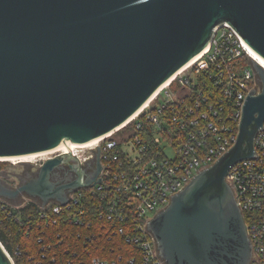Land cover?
Masks as SVG:
<instances>
[{"label":"water","instance_id":"water-1","mask_svg":"<svg viewBox=\"0 0 264 264\" xmlns=\"http://www.w3.org/2000/svg\"><path fill=\"white\" fill-rule=\"evenodd\" d=\"M224 23L264 60V0H0V158L69 149L17 187L0 178V198L66 204L71 192L100 181L99 153L88 169L70 145L124 124ZM252 64L258 85L235 143L147 224L164 264L252 262L248 225L227 180L236 163L256 157L264 128V65ZM0 264H14L1 241Z\"/></svg>","mask_w":264,"mask_h":264},{"label":"built area","instance_id":"built-area-1","mask_svg":"<svg viewBox=\"0 0 264 264\" xmlns=\"http://www.w3.org/2000/svg\"><path fill=\"white\" fill-rule=\"evenodd\" d=\"M252 52L231 25L216 27L210 44L129 120L90 142L70 145L72 154L83 166L89 162L96 165L99 153L100 181L71 192L66 204L50 201L41 206L36 201L40 217H51L55 223L56 216L66 213L77 228L90 229L86 236L79 231V238L99 241L111 239L113 233L135 245L140 258L130 256L128 264H164L147 224L169 204L172 194L183 189L195 174L217 161L235 143L245 99L258 85L252 58L258 59ZM61 146L64 147L41 152L42 155L26 162L41 166L48 158L69 152L66 145ZM255 148L256 157L236 163L227 180L248 217L254 254L251 264H264V128L256 136ZM7 161L13 165L20 163L18 159H0V163ZM87 197L103 204L92 212L105 218V223L85 220ZM31 200L17 205L0 198V209L5 207L3 203L19 208ZM16 250L21 253L19 246ZM74 255L78 253L75 251ZM90 264L117 261L94 256Z\"/></svg>","mask_w":264,"mask_h":264},{"label":"trees","instance_id":"trees-1","mask_svg":"<svg viewBox=\"0 0 264 264\" xmlns=\"http://www.w3.org/2000/svg\"><path fill=\"white\" fill-rule=\"evenodd\" d=\"M0 165L3 167L4 163ZM3 204L5 207L0 209V220H3L0 223V240L13 255L16 264H90L94 256L116 259L117 264H128L130 256L140 258L137 247L128 244L120 235L111 233V239L107 237L88 242L84 236L91 233L90 229L77 228L66 213L56 216L55 223L51 217L41 218L39 205L34 200L19 208ZM99 207L102 208L103 204L96 198L87 197L85 220L105 223V218L93 215V209ZM245 219L248 221L247 216ZM79 231L84 234L83 238L78 237ZM59 233L61 237H58ZM40 238L42 241H39ZM17 246L20 254H17ZM43 246L45 249H42ZM75 251L78 255H74ZM43 254L46 258H43Z\"/></svg>","mask_w":264,"mask_h":264},{"label":"flooded vegetation","instance_id":"flooded-vegetation-1","mask_svg":"<svg viewBox=\"0 0 264 264\" xmlns=\"http://www.w3.org/2000/svg\"><path fill=\"white\" fill-rule=\"evenodd\" d=\"M26 163H28V164H23L20 162L17 165H13V167H15V168L21 167V169H18L15 172H11V171L7 170V166L5 164H4L5 166H3V167H1V165H0V178H1V180L5 184H7L8 186L17 187V186L21 185L22 183L26 182L27 180H29L31 177L35 176V173L37 172V170L39 169L40 166L33 164V163H30V162H26ZM68 167L69 166L66 165L65 168H63L61 170H57V172L59 173L60 176H64ZM84 167H86L88 169L92 168L93 162L87 163L86 165H84ZM55 178L58 179L59 176H57ZM28 199H30V198L28 196H26L25 194H23L20 197H18L17 202L22 203Z\"/></svg>","mask_w":264,"mask_h":264},{"label":"bare ground","instance_id":"bare-ground-1","mask_svg":"<svg viewBox=\"0 0 264 264\" xmlns=\"http://www.w3.org/2000/svg\"><path fill=\"white\" fill-rule=\"evenodd\" d=\"M254 57L258 59V61L264 65V60L262 58H260L255 52H252ZM64 146H60L59 149L63 148ZM41 154H31V155H26V156H22V157H11V158H0V159H4V160H16L18 159L19 162H25L30 160V158L34 157V156H38V155H42ZM45 154V153H44Z\"/></svg>","mask_w":264,"mask_h":264},{"label":"rangeland","instance_id":"rangeland-1","mask_svg":"<svg viewBox=\"0 0 264 264\" xmlns=\"http://www.w3.org/2000/svg\"><path fill=\"white\" fill-rule=\"evenodd\" d=\"M6 166H7V170H9V171H11V172H15V171H17L18 169H21V167H13V164L10 162V161H7L6 163H4ZM4 165V166H5ZM12 204H14V203H12ZM17 205H20V203L19 204H17Z\"/></svg>","mask_w":264,"mask_h":264}]
</instances>
